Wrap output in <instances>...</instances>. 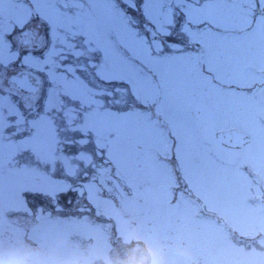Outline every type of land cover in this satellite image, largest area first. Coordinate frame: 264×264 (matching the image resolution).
Returning a JSON list of instances; mask_svg holds the SVG:
<instances>
[{
    "label": "rangeland",
    "instance_id": "obj_1",
    "mask_svg": "<svg viewBox=\"0 0 264 264\" xmlns=\"http://www.w3.org/2000/svg\"><path fill=\"white\" fill-rule=\"evenodd\" d=\"M98 1L99 0H92V2L95 4H98ZM151 1H153V7H152L153 14L151 15V21L156 24L157 30L162 32H164L166 26H168L174 20V18H172L173 14L171 13L173 12V10L179 11V10H190L197 8L196 5H193L194 8L191 7L187 2L188 0H150V2H148L149 6L152 5ZM209 1L212 3L207 4L206 6L207 7L211 6L212 8L214 7V9L216 8L218 12L217 14L220 13L221 14V15L219 14L220 17L223 18V16H225L226 14L225 13V9L227 8L226 6L228 5V3H226V0H220V2L224 5V6L221 5V7H219L220 4L218 3V1L216 0H209ZM85 2H87V0H74V3L70 5L66 0H52V2L50 0H0V13L4 14L3 19L6 20L4 21L6 27L5 31L3 29H0V65H5V64L9 65L11 64L10 62L11 59L13 61L16 59L17 56H21V54H19L20 46L18 44V40L16 39V37L18 33L25 28L33 29L35 31L36 28H33L35 25H31V24L37 20L38 16L40 18H43L42 20H44L46 23L48 21L51 23V26H48L49 27L48 33L50 35L51 45H49L50 42L48 40L47 41L48 44H45L44 46L45 52L39 56L31 54L28 51H24L23 52L24 58L21 60L22 64H18L19 66H22L24 64L26 66L33 67L34 70L40 71V73L45 75L46 79H48V82L50 81L51 84L50 87H52V89H49L50 91L49 95L52 98H54L55 102L54 104H52V108L50 110L51 113L47 114L48 116L42 117L44 125L48 127V129L51 128L53 123H55L56 121L57 123H60L69 120L70 124H72L71 123L72 117L70 113H72L74 107L72 105L69 107L70 118L66 117L65 115L63 116V114H61V111L63 110L64 107L67 108L68 102L72 103V100H74L75 98L82 100L84 103L87 102L88 106L85 107H87L88 109L95 107V105L92 104L91 98L93 96L91 93L97 94L99 92L98 90H95V88L92 87L93 85L86 82V80L82 78L83 77L82 74L83 73L87 74L90 77L89 75V73L91 72L90 67L96 65L97 74L102 75L103 71H105V69L108 67L107 64L99 65L97 64V61L92 62L85 60V57L87 56L85 49L92 51L93 48L84 47L85 45L84 37L81 28H79L80 15L78 16L72 13V11L74 12L81 11L82 5L86 4ZM57 3L61 7L68 9L67 14L60 13V11H58ZM262 4L264 5V1H262ZM171 7L173 10L171 9ZM46 8L48 10L50 9L51 13L47 11ZM227 10L229 11L228 8ZM247 11L248 13H252V8L248 9ZM235 18L238 19V22H240L242 19L241 16L239 17L237 16V14H235ZM83 19L84 18H81V20ZM258 20L260 21V23H264V18H260V19L258 18ZM238 25L240 24L238 23ZM40 33H42V30H40ZM155 35L157 36L156 33ZM135 36H136L135 55H137L138 58H143L147 60L149 58L148 43L150 39L148 38V35L145 36V38L138 37L136 34ZM244 40L248 41V39L245 37L238 38L236 40L238 46L241 43H243ZM152 41H157V40L153 39ZM252 43H254V45L258 49L253 54L252 59L255 62L257 68H263L264 35L259 37L258 41L256 40L255 42ZM221 46H225L226 48L233 47L232 43L229 40H226L220 35L216 34L215 47L217 48ZM149 62L153 66L155 67L157 66V61L151 60ZM215 68L216 70L221 68V63L219 59L215 63ZM55 75L57 76L55 77ZM236 75H238V77H236L237 81L235 83H238L239 85H244L245 81H249V82L252 81V77L250 76V74L248 73L245 74V72L242 69L238 70L236 72ZM260 80L261 78H259L257 81H253L249 85L253 83H260ZM136 85H138V90H140V94L139 95L137 94V97L139 98L140 96L146 97L149 101H152L153 103L155 100L154 90H156L154 87H152L153 84L145 80L144 83L142 84L138 80L136 81ZM79 90L82 91L83 95H81V93L77 94ZM164 90H166V88H164ZM72 92L76 94V97L73 96ZM165 93L167 96H164V98L157 99V101L160 102L161 104L168 105L169 102L168 99L166 98H169V100H171L172 97L170 96V93L166 91ZM123 94H127V92L124 91ZM133 94L135 95L134 92ZM180 99H178L180 104L179 106H186L187 104L185 98H180ZM10 100H11L10 98L3 99L2 105L6 106L7 102ZM104 107L107 109L106 114L101 115L100 110L95 114L98 116V118H96L98 124L103 121L104 125H109L113 127L110 130L112 140L109 143L105 141L104 143L105 148L109 153L112 152L113 150L115 151V153L118 152L120 153L122 170H126L127 166L129 165L128 159L131 157L135 158V156H137L135 148H138V146H136V142L137 143L140 142L138 141L140 139L139 137L144 134L145 130H141V133L138 136H133L132 132L127 129V127L130 126L128 120L133 114L129 113V115L127 114L126 116L122 117L121 120H117L116 118H114L115 108L109 105H105ZM157 107L159 109H163L162 105H157ZM166 108L168 107L166 106ZM171 119L176 121V119L173 117ZM121 121L123 122L121 123L120 128L117 130L116 124ZM48 131H50L51 134L52 130L49 129ZM113 131L116 132L117 136L113 137ZM130 146L133 147L131 149L132 151L130 150ZM139 148L138 151L139 152L142 151V153L146 155L147 163H152L154 165L160 166L158 162L154 161V159L152 158L153 156L151 157L149 156L146 150H141L143 149L142 146H140ZM180 153H181L180 159H182V162H184L185 164L184 170L190 171L189 162H187V158L184 157L185 156L184 145H182ZM223 169H219V171H223ZM156 179L157 180L160 179L162 182H166V184L170 183L171 181L169 179V174L167 170L164 168L158 170ZM172 184L173 182L171 181L170 185ZM3 185L4 182L0 179V187H2ZM166 197L161 199L165 201ZM156 198H160V196H156ZM1 213H0V219L2 218ZM218 214L221 215L220 213ZM255 217H256V224H259L257 226H264L263 214L262 216L258 214ZM120 219L125 220L121 216V214H120ZM229 220L234 225L233 227L237 229V231L240 232L246 231L248 218L245 217L242 218V220L238 224L236 221H233L231 219ZM47 229L48 227H44V226L39 227L38 233L40 232L41 238L38 236L36 239L39 240L47 250V255H48L47 262L54 263L55 258L58 257L57 253H54V250L62 249L63 243H58V242L55 243L54 241L53 242L47 241L45 237ZM123 234L125 236L128 235V233H126L125 230L123 231ZM219 243L223 245V247L226 250L231 246L230 242L225 240H221ZM260 244L261 245H259V247L257 248L258 251L263 249L264 247V242L261 241ZM235 248L238 250L240 249L239 246H236ZM64 261L65 259L62 260V262Z\"/></svg>",
    "mask_w": 264,
    "mask_h": 264
},
{
    "label": "flooded vegetation",
    "instance_id": "obj_2",
    "mask_svg": "<svg viewBox=\"0 0 264 264\" xmlns=\"http://www.w3.org/2000/svg\"><path fill=\"white\" fill-rule=\"evenodd\" d=\"M262 1L264 0H227L226 3L228 5L226 7L229 11L226 8V14L223 17L227 24L225 26L226 34L231 33L234 35L237 33V36H245L248 39V42L238 47V50L229 51L228 53L224 51L222 55L235 54L236 56L235 60H227V62L233 64L242 61L246 63L249 61V55H253L258 50L251 42H255L253 40H257L264 35V23H260L258 20V18H264ZM250 8H252V13L247 11ZM211 13L209 17L212 22H221L222 17L217 14L216 8L214 9L213 7ZM235 14L239 17L241 16L240 22L235 18ZM210 29L213 32H217L220 27L214 24L210 26ZM221 52L218 55L219 58L223 59V56L220 55ZM215 59L213 63H215ZM195 61L194 55L193 58L182 59L178 63L180 65V79L183 87L181 92L185 94V92L192 91L194 97L208 93L209 96L213 97V100L220 99L221 96L217 93L216 87L210 88L205 83L202 75H197L191 70V67H188L194 66ZM260 72L264 71H257L259 74ZM212 75L210 74L209 76L213 77ZM191 76L196 78L193 84L188 81ZM261 78L264 80V77ZM34 97L35 95L24 96L27 103H29V99ZM221 102L223 105L217 111L220 121L214 124L209 123L212 121V117L209 116L207 110L201 109L200 106H195L197 120L189 123L181 132V135L182 139L188 141L189 152L194 155V159L199 160L204 152L201 147L209 145L212 159L217 162L227 163L226 167H224L225 170H217L210 177V188L214 192L228 193L234 191V194L244 195L248 191L254 190L257 186L264 187V176H260L257 173L258 170L264 169V82L254 85L252 90H231L227 99ZM8 117H10V114L3 105H0V118ZM220 132H227L231 136L230 140L227 141L226 139L225 142H220L217 138V134ZM234 134L248 139L249 142L244 145L239 144L237 140H233ZM20 163L24 166V161H20ZM251 164L256 167V172L252 173V176L248 171V166ZM10 166L9 162L2 164V167ZM198 173L202 174V171H198ZM9 174L15 173L10 170L0 169V175ZM20 174H22L21 171ZM11 205L14 206L15 204L11 203ZM21 206L23 205L17 204L16 215L4 218V221L0 223V241L3 242L2 251H0V264H33L22 260L23 253L38 244L25 245L26 220L23 219L24 212ZM38 217H40L39 213H37ZM35 221H27L28 226L31 227ZM69 230L72 231L71 228ZM47 237L54 240L67 239L68 230L64 227L49 230ZM210 251L211 256L214 251Z\"/></svg>",
    "mask_w": 264,
    "mask_h": 264
},
{
    "label": "water",
    "instance_id": "obj_3",
    "mask_svg": "<svg viewBox=\"0 0 264 264\" xmlns=\"http://www.w3.org/2000/svg\"><path fill=\"white\" fill-rule=\"evenodd\" d=\"M29 35H30V33H28V32L22 33V36L26 37V38ZM28 43L29 42L27 40H25L22 44L26 45ZM10 80L12 81V83L17 88H19L23 92H27V91L33 89V88H31V85H34V84H35L34 87L36 88L38 83H39L38 78H36L34 76V74H31L29 72L21 73V74H19L17 76L12 77Z\"/></svg>",
    "mask_w": 264,
    "mask_h": 264
},
{
    "label": "snow or ice",
    "instance_id": "obj_4",
    "mask_svg": "<svg viewBox=\"0 0 264 264\" xmlns=\"http://www.w3.org/2000/svg\"><path fill=\"white\" fill-rule=\"evenodd\" d=\"M109 54H110V52L106 49L105 51L102 52V57L107 56ZM2 247H3V242L0 241V251H2Z\"/></svg>",
    "mask_w": 264,
    "mask_h": 264
},
{
    "label": "trees",
    "instance_id": "obj_5",
    "mask_svg": "<svg viewBox=\"0 0 264 264\" xmlns=\"http://www.w3.org/2000/svg\"><path fill=\"white\" fill-rule=\"evenodd\" d=\"M136 7H138V8H145L144 1H137L136 2ZM125 8H127V7H125Z\"/></svg>",
    "mask_w": 264,
    "mask_h": 264
},
{
    "label": "bare ground",
    "instance_id": "obj_6",
    "mask_svg": "<svg viewBox=\"0 0 264 264\" xmlns=\"http://www.w3.org/2000/svg\"><path fill=\"white\" fill-rule=\"evenodd\" d=\"M10 257H11V255H10Z\"/></svg>",
    "mask_w": 264,
    "mask_h": 264
}]
</instances>
